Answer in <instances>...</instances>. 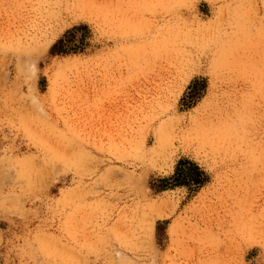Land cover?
<instances>
[{
  "label": "rangeland",
  "instance_id": "1",
  "mask_svg": "<svg viewBox=\"0 0 264 264\" xmlns=\"http://www.w3.org/2000/svg\"><path fill=\"white\" fill-rule=\"evenodd\" d=\"M0 264H264V0H0Z\"/></svg>",
  "mask_w": 264,
  "mask_h": 264
},
{
  "label": "trees",
  "instance_id": "2",
  "mask_svg": "<svg viewBox=\"0 0 264 264\" xmlns=\"http://www.w3.org/2000/svg\"><path fill=\"white\" fill-rule=\"evenodd\" d=\"M56 46H57V44L54 45V47H56ZM185 164H188L187 169H182L181 165H185ZM185 170H189V172H192V173L195 171L196 172L195 174L197 176L200 175V173H201L197 166L190 164L189 162H186V161H181L178 163V166L176 168V172H175V176H174L175 184L189 183L190 182L189 180H192L193 182L194 181L198 182L197 176L192 178V176L188 172H185ZM188 177H190V179Z\"/></svg>",
  "mask_w": 264,
  "mask_h": 264
},
{
  "label": "bare ground",
  "instance_id": "3",
  "mask_svg": "<svg viewBox=\"0 0 264 264\" xmlns=\"http://www.w3.org/2000/svg\"><path fill=\"white\" fill-rule=\"evenodd\" d=\"M20 8V7H19ZM54 19V18H53ZM245 50V49H244ZM195 133H196V131H195ZM257 133V132H256ZM257 135V134H256ZM249 149V148H248Z\"/></svg>",
  "mask_w": 264,
  "mask_h": 264
}]
</instances>
